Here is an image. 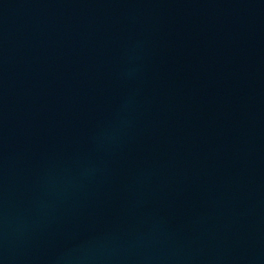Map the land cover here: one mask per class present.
I'll use <instances>...</instances> for the list:
<instances>
[{"label": "water", "instance_id": "95a60500", "mask_svg": "<svg viewBox=\"0 0 264 264\" xmlns=\"http://www.w3.org/2000/svg\"><path fill=\"white\" fill-rule=\"evenodd\" d=\"M0 264H264V0H0Z\"/></svg>", "mask_w": 264, "mask_h": 264}]
</instances>
